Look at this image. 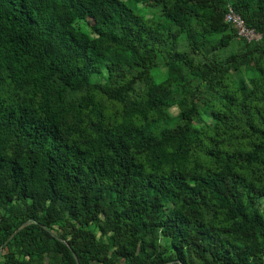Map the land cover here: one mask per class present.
<instances>
[{"label":"trees","instance_id":"trees-1","mask_svg":"<svg viewBox=\"0 0 264 264\" xmlns=\"http://www.w3.org/2000/svg\"><path fill=\"white\" fill-rule=\"evenodd\" d=\"M0 264H264V0H0Z\"/></svg>","mask_w":264,"mask_h":264},{"label":"built area","instance_id":"built-area-1","mask_svg":"<svg viewBox=\"0 0 264 264\" xmlns=\"http://www.w3.org/2000/svg\"><path fill=\"white\" fill-rule=\"evenodd\" d=\"M224 19L235 27L239 40L257 42L263 38V34L260 31L247 25L243 16L235 10L232 4H228Z\"/></svg>","mask_w":264,"mask_h":264},{"label":"rangeland","instance_id":"rangeland-1","mask_svg":"<svg viewBox=\"0 0 264 264\" xmlns=\"http://www.w3.org/2000/svg\"><path fill=\"white\" fill-rule=\"evenodd\" d=\"M140 6H142V7L147 6L146 15L148 16L149 22L156 23V22L162 20L159 8L148 6V5H146V3H143V2L140 3ZM173 112L175 114H177L178 113L177 108L173 109Z\"/></svg>","mask_w":264,"mask_h":264}]
</instances>
